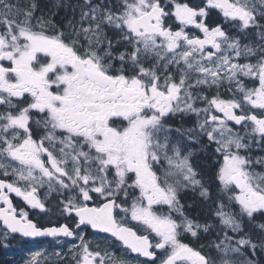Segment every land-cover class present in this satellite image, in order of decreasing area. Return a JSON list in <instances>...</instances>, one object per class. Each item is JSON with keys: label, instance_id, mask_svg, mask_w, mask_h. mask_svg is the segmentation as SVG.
<instances>
[{"label": "snow or ice", "instance_id": "snow-or-ice-1", "mask_svg": "<svg viewBox=\"0 0 264 264\" xmlns=\"http://www.w3.org/2000/svg\"><path fill=\"white\" fill-rule=\"evenodd\" d=\"M257 152L264 0H0V246L57 248L23 264H264Z\"/></svg>", "mask_w": 264, "mask_h": 264}, {"label": "flooded vegetation", "instance_id": "flooded-vegetation-1", "mask_svg": "<svg viewBox=\"0 0 264 264\" xmlns=\"http://www.w3.org/2000/svg\"><path fill=\"white\" fill-rule=\"evenodd\" d=\"M213 16H215V13H213ZM43 190L41 192V195L44 194ZM14 204H17L20 207H27L23 204V202L19 199L13 196ZM30 211V217L32 219H42L43 217L38 216V210H29ZM53 220H55V217H52ZM61 223L64 221L61 220ZM83 230V229H82ZM91 229L88 230L89 233H91ZM105 234H99V236H104ZM88 239H93L91 234L88 235ZM51 241V238H36L34 241L29 240L28 242H23L22 238H20L18 235H16L15 239L9 240V247L4 248L0 246V264H23V260L27 257V254L30 250H37L39 248H47L49 252H53L57 250V248L49 247V242ZM96 241L94 240V243ZM206 242V239L205 241ZM103 246V245H102ZM64 249H67V245H63ZM110 250L116 251L117 254H119L118 247H114ZM54 259V258H53Z\"/></svg>", "mask_w": 264, "mask_h": 264}, {"label": "trees", "instance_id": "trees-1", "mask_svg": "<svg viewBox=\"0 0 264 264\" xmlns=\"http://www.w3.org/2000/svg\"><path fill=\"white\" fill-rule=\"evenodd\" d=\"M64 15H65L64 10H60L59 15L56 17V19L59 20ZM202 162H203V160H202ZM191 197H192V193H190V192L187 193L186 195L182 196V202L185 204L189 203L191 200Z\"/></svg>", "mask_w": 264, "mask_h": 264}, {"label": "rangeland", "instance_id": "rangeland-1", "mask_svg": "<svg viewBox=\"0 0 264 264\" xmlns=\"http://www.w3.org/2000/svg\"><path fill=\"white\" fill-rule=\"evenodd\" d=\"M256 154H257V155H261V154H264V153H259V152H257Z\"/></svg>", "mask_w": 264, "mask_h": 264}]
</instances>
